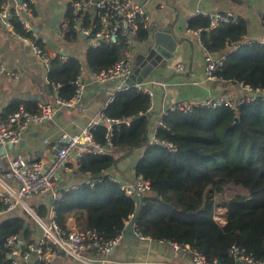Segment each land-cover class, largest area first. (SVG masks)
<instances>
[{
  "label": "trees",
  "instance_id": "16d2710c",
  "mask_svg": "<svg viewBox=\"0 0 264 264\" xmlns=\"http://www.w3.org/2000/svg\"><path fill=\"white\" fill-rule=\"evenodd\" d=\"M4 1L0 0V4ZM261 18L264 26V12ZM13 23L20 34L26 35L16 18ZM208 24L206 17H195L189 28H205ZM248 34L247 18L240 15L237 23L203 32L201 39L207 54L227 55L216 74L219 79L264 88V39L245 42ZM77 37L71 30L66 39ZM147 38L148 30H141L139 40ZM230 41L240 46L232 49ZM124 48L123 43L108 42L98 48L90 46L87 64L91 70L109 67L120 60ZM51 67L49 78L63 83L66 92L59 96L70 99L74 94L71 81L78 75L81 62L74 58L61 62L56 58ZM150 106L151 97L134 88L115 93L104 114L111 119H129L130 125L115 127L114 154L84 155L79 171L92 179L100 177V181L93 186L88 182L64 189L61 198L52 202L57 222L66 227L73 217L80 228L97 230L104 239H112L123 234L127 223L134 220L135 230L142 237L189 245L210 261L237 264L231 254L234 246L263 257L264 100L246 102L236 110L198 107L189 113L162 114L163 125L156 126V137L172 144L175 152L161 143H150L155 117V113L148 112ZM105 134L106 127L100 123L96 140L104 142ZM136 151L142 155L136 162L135 174L151 182L150 191L140 196L137 214L136 198L128 196L107 174ZM23 212L0 221V264L11 263L7 244L10 236H21L24 250L36 243L31 216ZM35 213L46 219L48 210L40 207Z\"/></svg>",
  "mask_w": 264,
  "mask_h": 264
},
{
  "label": "built area",
  "instance_id": "2783aa9c",
  "mask_svg": "<svg viewBox=\"0 0 264 264\" xmlns=\"http://www.w3.org/2000/svg\"><path fill=\"white\" fill-rule=\"evenodd\" d=\"M36 0H5L0 4V18L11 32L22 41L30 44L34 52L50 68L54 59L67 62L70 58L67 55H49L43 44L36 37L34 27L31 23L33 17V4ZM147 0H69L71 16L61 23L60 35L65 38L73 30L78 35L86 38L89 45L98 48L102 42L111 44L123 43L125 48L123 55L113 65L99 70H92L91 75L99 85H106L110 82H120L117 92L134 88L138 91L153 97L150 87L145 84L130 82L133 75V49L139 40L141 30L150 28V16L145 8ZM12 4H14L13 7ZM204 16L209 24L205 28L190 29L203 47L201 35L203 32H210L222 24L237 23L240 16L233 11H219L204 13L197 11L195 17ZM16 18L26 35L20 34L13 23ZM232 49L240 45L230 41ZM227 61V55L206 54L205 74L209 79L216 77ZM176 73L187 71V65L180 62L175 65ZM8 75L14 79H20L22 74L6 67L0 63V76ZM86 70L80 67L79 73L71 86L74 94L70 99L56 96L52 101L41 100L37 103V110L30 111L26 108H19L16 111L0 116V147L18 145L23 136L32 126H39L52 122L59 111L75 107L83 98L87 89ZM245 93L239 97L231 95H209L198 99H180L162 111V114L169 112H192L198 107L221 108L229 107L236 110L246 102L258 98L264 100V88L253 89L249 86H242ZM115 93L110 96L104 105V110L113 102ZM97 119H92L78 133H64L60 137L56 153L50 162L43 160H29L22 155L11 157L8 168L0 171V215L12 212L17 208L32 214L36 223L41 229V235L34 246L24 250L25 242L19 235L10 236L7 244L10 247V264H21L33 260L34 264H52L61 256H67L78 261L89 264H110L109 255L122 242L124 233L112 239H104L94 229H82L79 227H63L56 220V213L43 219L38 216L29 204V200L41 194H51L54 200H59L63 189L57 184L58 174L67 168L71 159L81 162V159L88 152L95 154H114L116 146L113 143L114 130L120 124L130 125L129 119H111L104 114ZM152 111V105L148 112ZM102 123L106 127L104 142L95 138L98 125ZM159 125H163L160 121ZM157 129L153 132L150 143H161L167 146L171 152L176 148L172 144H166L156 137ZM111 180L119 183L121 189L128 196L137 198L150 191L151 182L142 175H136L134 180L127 182L111 177ZM100 181V177L89 181L91 186ZM54 210V209H53ZM131 221L128 222V224ZM135 229V225H134ZM137 232V231H135ZM162 242H166L163 240ZM168 243V242H167ZM176 254H185L191 258L192 264H222L219 260H208L201 252L191 248L189 245L170 243ZM231 254L237 264H264V256L256 257L246 250L237 246L232 247ZM90 255L97 257L93 259Z\"/></svg>",
  "mask_w": 264,
  "mask_h": 264
},
{
  "label": "crops",
  "instance_id": "0c3cea01",
  "mask_svg": "<svg viewBox=\"0 0 264 264\" xmlns=\"http://www.w3.org/2000/svg\"><path fill=\"white\" fill-rule=\"evenodd\" d=\"M68 1L36 0L33 4L31 23L36 37L49 55H67L70 59L74 58L81 62V67L86 70V93L75 107L59 111L52 122L30 127L20 144L0 147V171L8 168V160L17 155H22L29 160L50 162L56 153L55 147L58 146L62 134L78 133L89 121L99 118L110 96L117 92L120 82L99 85L92 78V70L87 64V50L90 45L86 38L78 35L76 39L68 41L67 35L65 38L60 35L61 23L71 16ZM144 5L150 16V28L148 38L143 41L138 40L134 46L133 73L136 69L137 73L135 78L131 77L130 80L142 82L153 92L151 112L155 113V117L151 126V136L160 123L162 111L180 99L194 100L220 94L239 97L245 93L240 84L223 81L217 76L213 79L206 76L207 53L199 44L198 37L189 31V24L199 10L204 13L233 11L247 18L249 34L244 37L245 42L263 41L264 26L261 17L264 12V0H243L242 3L235 0H147ZM13 6L14 4L11 7ZM155 29L171 32L178 43L179 50L165 64L146 74L145 68L140 66L148 56L150 47H154ZM180 62L187 65V71L184 73H176L174 70L175 65ZM0 63L22 74L20 79H14L8 75L0 76V116L10 114V111L21 107L37 109V103L41 100L52 101L57 95L59 96V93L66 95L63 83L49 78L52 64L50 68H47L32 46L15 36L1 18ZM141 155V152L136 151L107 174L122 181L134 180L136 176L134 168ZM79 170V162L71 159L67 168L58 174V186L63 190L78 188L91 181L92 177L89 174H83ZM53 200L52 193L41 194L30 199L29 204L34 212L37 208L45 207L48 210L46 216L48 218L55 211L52 205ZM23 213V209L17 208L12 212L1 214L0 221L11 216H21ZM66 225L71 228L79 227L73 217L68 219ZM33 228L36 230L37 241L41 235V229L35 219ZM126 229L122 242L108 257L110 264H192L189 256L176 254L170 243L145 238L137 232L135 234L126 232ZM90 256L97 259L95 256ZM34 263L33 259L21 264ZM52 264L89 263L61 256Z\"/></svg>",
  "mask_w": 264,
  "mask_h": 264
},
{
  "label": "water",
  "instance_id": "95a60500",
  "mask_svg": "<svg viewBox=\"0 0 264 264\" xmlns=\"http://www.w3.org/2000/svg\"><path fill=\"white\" fill-rule=\"evenodd\" d=\"M239 3H242L243 0H235ZM158 46L164 47L165 49L162 50ZM150 52L148 56L143 61V64L141 67H144V71H146V74H149L152 70H154L156 67L161 66L163 63L165 64L169 59L173 58L176 52L179 50L178 43L175 41L173 36L171 35V32L169 31H159L155 29L154 33V47H150ZM137 73V69L135 70V73H133L132 78L134 79ZM130 82H132L130 80ZM142 83V82H140ZM138 201V208L136 210V214L139 211L140 204H141V197L138 196L136 198ZM129 226L126 229V232H132L135 234L134 229V220H132L129 224ZM27 226V224L25 225Z\"/></svg>",
  "mask_w": 264,
  "mask_h": 264
},
{
  "label": "rangeland",
  "instance_id": "374dc122",
  "mask_svg": "<svg viewBox=\"0 0 264 264\" xmlns=\"http://www.w3.org/2000/svg\"><path fill=\"white\" fill-rule=\"evenodd\" d=\"M30 216H31V218H30V221H32V223L34 224V220H33V215L32 214H29ZM217 219H221V214L217 217Z\"/></svg>",
  "mask_w": 264,
  "mask_h": 264
}]
</instances>
